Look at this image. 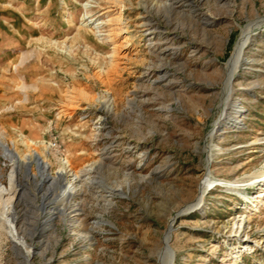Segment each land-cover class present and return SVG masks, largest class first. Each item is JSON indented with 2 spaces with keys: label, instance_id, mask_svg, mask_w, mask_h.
<instances>
[{
  "label": "rangeland",
  "instance_id": "obj_1",
  "mask_svg": "<svg viewBox=\"0 0 264 264\" xmlns=\"http://www.w3.org/2000/svg\"><path fill=\"white\" fill-rule=\"evenodd\" d=\"M24 140L53 176L63 159L71 171L53 182L20 166L10 187L0 146L3 199L34 247L27 259L2 229L0 264H160L166 235L174 264H264V189L221 183L264 164V0H0V142L23 155Z\"/></svg>",
  "mask_w": 264,
  "mask_h": 264
},
{
  "label": "bare ground",
  "instance_id": "obj_2",
  "mask_svg": "<svg viewBox=\"0 0 264 264\" xmlns=\"http://www.w3.org/2000/svg\"><path fill=\"white\" fill-rule=\"evenodd\" d=\"M120 1H123V0H120ZM121 3H123V2H121ZM86 5H89V4L87 3ZM118 20L122 21L120 18H118ZM253 26L254 25L250 22L246 26L242 27V33H241V35L237 41V44H236L235 49H234V53L232 54L228 63L226 64V68L229 72L228 78L225 81V84H226L225 97L226 98H225V102L222 103L223 105H222L221 114H220L219 118L215 121L213 129L209 133V135L211 137L218 133V131L221 129V126L223 124V121H224L223 119L225 117H227V115H228V104L230 102V99L232 97V92H233L232 79H233L235 73L237 72V70L242 65V63L245 59V57H244L245 46L247 45V42L251 39V36L254 33V31L256 30V28L255 29L252 28ZM116 50H117V48H116ZM77 92H81L82 97L85 98L86 100H92L93 99V97L90 94H87L85 91L83 92V91H80L78 89ZM96 99H98V98H96ZM94 100H95V98H94ZM99 101L103 103V101L105 102V99L99 98ZM113 105H114V103L112 102L110 108H112ZM72 106L75 107L76 105H72ZM24 142L28 145L29 150H28V152H26L23 155H21L19 153V151L16 148L15 143L13 144V146H10L7 143L0 142V146L3 148L4 157L6 159H9L11 162V165H12V169H11L10 174H9L10 187H13L18 182V176L17 175H18L20 166L21 167L24 166L26 168V172H27L28 176L31 177L34 175V173L32 172L33 171L32 166L34 163H36L38 165L37 168L39 167L40 173H42L45 178L52 179L53 182L58 181V179L59 180L62 179L64 177V174L69 173V171H71L70 161L68 159H63L62 163H61V167L57 170V176H53L50 172H48V170L50 168V163L43 158L41 152L37 148L33 147V144L35 142L33 140H24ZM215 147L219 149L218 145H215ZM206 148H207V151L209 153V150H211V146L209 147V145L207 144ZM211 161H212V156L208 155L207 165H206L207 170L210 167ZM80 179H81V174L74 173L70 182L67 183V185L63 191L62 196H67L68 194L77 191V187L75 186L74 183ZM250 179H251V181L249 183H239V184L236 183L235 184L233 181H225V182L223 181L221 183H223L224 185H226L228 187H235V189L238 186H240L243 189L246 186L251 185V184L254 186L255 185L260 186V187H262V189H264V164H263L262 168H260L253 175H251ZM212 182H213V180L209 179V173H208L205 181L203 182V184L201 186V192H200L197 200L188 204L187 208H185L184 210H189V209L199 207L204 202V199H203L204 195H205L207 189L209 188V186L212 184ZM10 187L5 185V184L0 185V203H2V211H0V231L2 229L6 230L7 237L10 240H12L15 247L18 248L19 250H21L24 253L25 257L27 259H29L30 255L33 251V248H34L33 244L28 242L26 236L20 232V230L17 226V217H16L17 210L14 206L13 201L3 199V195L9 193ZM237 190H238V188H237ZM112 191H115V189H113ZM255 200L256 199H253L254 210L256 212H260V207H259L258 203L255 202ZM184 210H181V211H184ZM185 213H187V212H185ZM177 214H184V213H176L175 215H177ZM175 215H174V217H175ZM246 222H247V219L244 216L241 217V219L239 221L237 220L235 222L238 225V227L240 228L239 232L236 234L237 237L241 236V234H242L241 231L243 228H245ZM82 237L85 240H91V237L89 235H82ZM169 238H170L169 235H166L164 238V247L161 248L160 254H159L160 255V260H159L160 264H174L175 255H174V250L170 245ZM243 240H248V239H243Z\"/></svg>",
  "mask_w": 264,
  "mask_h": 264
},
{
  "label": "water",
  "instance_id": "obj_3",
  "mask_svg": "<svg viewBox=\"0 0 264 264\" xmlns=\"http://www.w3.org/2000/svg\"><path fill=\"white\" fill-rule=\"evenodd\" d=\"M229 59H230V58H229ZM229 59H228V61H229ZM228 61H227V62H228ZM176 217H177V215H175V218H176Z\"/></svg>",
  "mask_w": 264,
  "mask_h": 264
}]
</instances>
